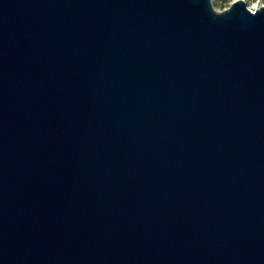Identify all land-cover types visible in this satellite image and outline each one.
<instances>
[{"label":"water","instance_id":"1","mask_svg":"<svg viewBox=\"0 0 264 264\" xmlns=\"http://www.w3.org/2000/svg\"><path fill=\"white\" fill-rule=\"evenodd\" d=\"M0 264H264V4L0 0Z\"/></svg>","mask_w":264,"mask_h":264},{"label":"rangeland","instance_id":"2","mask_svg":"<svg viewBox=\"0 0 264 264\" xmlns=\"http://www.w3.org/2000/svg\"><path fill=\"white\" fill-rule=\"evenodd\" d=\"M216 9L221 10L229 5L234 0H211ZM249 8L258 7L264 4V0H245Z\"/></svg>","mask_w":264,"mask_h":264}]
</instances>
